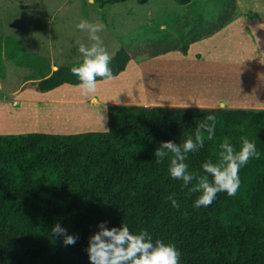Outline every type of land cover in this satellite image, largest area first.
Returning a JSON list of instances; mask_svg holds the SVG:
<instances>
[{
    "label": "trees",
    "instance_id": "1",
    "mask_svg": "<svg viewBox=\"0 0 264 264\" xmlns=\"http://www.w3.org/2000/svg\"><path fill=\"white\" fill-rule=\"evenodd\" d=\"M126 50L110 60L113 76L127 68ZM73 66L40 78L39 90L79 85ZM208 115L216 116L215 134L203 132L204 147L187 154L189 172L207 175L202 164L219 162L225 140L239 151L247 138L260 155L240 168L235 196L219 192L196 208V181L173 179L169 158L157 163L154 152L164 141L194 139ZM108 122L106 131L0 133V264H90L86 249L101 221L173 243L180 264H264V107L112 104ZM57 223L78 237L74 245L52 233Z\"/></svg>",
    "mask_w": 264,
    "mask_h": 264
},
{
    "label": "rangeland",
    "instance_id": "2",
    "mask_svg": "<svg viewBox=\"0 0 264 264\" xmlns=\"http://www.w3.org/2000/svg\"><path fill=\"white\" fill-rule=\"evenodd\" d=\"M81 20L105 25L103 46L111 58L127 49V68L95 94L65 83L41 97L36 79L91 44ZM262 51L264 0H0V133L106 131L112 104L260 108L252 74L264 69L249 62L264 66Z\"/></svg>",
    "mask_w": 264,
    "mask_h": 264
},
{
    "label": "clouds",
    "instance_id": "3",
    "mask_svg": "<svg viewBox=\"0 0 264 264\" xmlns=\"http://www.w3.org/2000/svg\"><path fill=\"white\" fill-rule=\"evenodd\" d=\"M76 27L88 33L91 44L85 45L80 40L76 41L82 61L78 60L76 66H73L70 71L78 77L82 95L87 96L97 92V77L108 80L113 78L109 68L111 57L98 35L105 29L103 23L81 20ZM100 116L102 121L106 119L104 115L100 114ZM215 123L216 116L208 115L204 118V122L198 125L194 139L189 136L182 144L171 140L164 141L154 152L157 163H161L166 157L169 158L168 171L173 179L183 181L185 187L196 181L191 188L192 192L200 193L194 202L196 208L210 206L219 192H226L230 197L235 196L241 183L240 168L251 158L258 159L260 155L255 143L247 138L241 139L239 151L225 140L220 145L219 162L207 161L202 164L203 172L207 175L189 172L188 164L185 163L187 154L204 147L203 132H207L208 139H212L215 134ZM168 199L171 200L174 208L179 209L180 204L174 198V194ZM107 225L108 221H101L97 225L99 230L89 238L86 251L90 264H180L181 253L173 243L161 239L153 241L146 229L134 234L125 223L111 228ZM52 233L64 236L63 243L66 246L74 245L78 239L77 236L67 234V230L59 223L52 227Z\"/></svg>",
    "mask_w": 264,
    "mask_h": 264
},
{
    "label": "crops",
    "instance_id": "4",
    "mask_svg": "<svg viewBox=\"0 0 264 264\" xmlns=\"http://www.w3.org/2000/svg\"><path fill=\"white\" fill-rule=\"evenodd\" d=\"M255 37H253V39H254ZM255 40V39H254ZM257 51V53H258V50H256ZM263 53H264V51H262ZM254 53V52H253ZM255 54V53H254ZM255 59V60H254ZM250 61H252V62H249V66L251 67L250 69H255V68H257V71L260 69V68H263L264 69V66H263V64L260 66V63H258L257 62V59L256 58H252ZM251 70V71H252ZM254 73L252 74L253 76H254V78H256L257 79V77H259L257 80H259V81H261V83H263V86L262 87H264V73H255V71H253ZM252 73V72H251ZM35 80V79H34ZM37 81L36 82H39L40 80L39 79H36ZM36 89H38L39 90V88L38 87H36ZM41 91V90H40ZM40 94V96L42 97V96H45L44 95V92L42 91V93H39ZM46 94V93H45ZM260 94L262 95V97L264 98V90H262L261 89V91H260ZM57 98H58V96H57ZM58 100V99H57ZM57 100H53V101H57ZM46 101V99H45V97H43L41 100H39V102H42V103H44ZM264 107V106H263ZM27 132V131H26Z\"/></svg>",
    "mask_w": 264,
    "mask_h": 264
}]
</instances>
